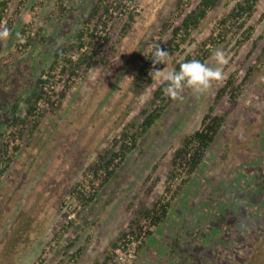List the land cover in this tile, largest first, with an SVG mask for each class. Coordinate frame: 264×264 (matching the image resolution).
<instances>
[{"label": "rangeland", "instance_id": "374dc122", "mask_svg": "<svg viewBox=\"0 0 264 264\" xmlns=\"http://www.w3.org/2000/svg\"><path fill=\"white\" fill-rule=\"evenodd\" d=\"M56 1L68 10L64 17L59 15ZM95 1L36 0L30 4L11 0L1 25L18 29L28 24V31L44 40L43 44L38 40L33 49L19 50L16 37H9L11 50L0 58V134L17 95L24 97L25 89L48 67L54 51L67 45ZM197 1L192 0L188 10ZM237 1L220 0L192 34L191 44L183 47L185 53L206 40ZM175 2L137 0L128 33L122 37L120 25H116L110 43L103 46L93 66L74 79L60 108L44 112L38 130L20 141L23 154L16 156L0 183V264L14 259L1 248L5 241L16 239L19 264L101 263L141 203L149 207L156 200L170 199L171 193L164 188L171 155L183 135L199 128L211 106L213 114L224 115L223 126L200 167L170 202L165 221L151 228L150 237L142 234L143 247L131 264H179V257L183 264H190L183 254L190 260L195 257L192 264H264V0L247 22L253 27L250 40L238 45L239 35H229L215 44L205 62L214 66L211 57L216 49L228 54L223 81L199 97L186 89L183 100L172 102L103 187H98L99 180L91 182L86 171L127 123L137 121L160 84L154 81L137 95L131 90L139 60L158 43L161 20ZM171 61L167 70H171ZM231 76L234 83L214 104L217 92ZM78 183L84 192L94 195L85 209L70 195ZM170 187L174 192L179 179ZM254 188L258 190L254 192ZM62 202L72 206L64 208L65 212L58 210ZM230 203L234 213L222 214ZM28 218L31 223L21 234ZM173 238L182 240L176 252L170 251ZM111 253L113 258L114 250Z\"/></svg>", "mask_w": 264, "mask_h": 264}, {"label": "trees", "instance_id": "16d2710c", "mask_svg": "<svg viewBox=\"0 0 264 264\" xmlns=\"http://www.w3.org/2000/svg\"><path fill=\"white\" fill-rule=\"evenodd\" d=\"M35 1L27 0L30 4ZM136 1L96 0L89 9L87 16L78 23L76 33L68 38L67 45L54 51L48 67L41 70L40 75L33 79L29 86L30 89H25L24 97L17 95L18 98L14 100L9 110L10 118L4 120L5 130L0 134L2 138V141H0V183L16 156L23 154L19 145L20 141L24 136L31 137L38 130L44 112H54L60 108L62 101L73 85L74 79L79 78L82 72H87L93 66L95 58L103 46L110 43V32L119 24L121 36L123 37L132 28ZM259 1H237L228 13L217 22L211 35L198 44L193 51L185 53L183 47L191 44L192 34L199 29L207 14L217 6L220 0H198L191 10H188V6L192 3V0H176L172 11L166 18L161 20L157 34L158 43L171 54V57H174L171 61V70H178L180 62L193 58L206 62L211 56L215 44L225 41L229 35H239L236 42L238 45L248 42L252 37L253 27L247 26V22L256 12ZM10 2L11 0H0V25L4 20V15L9 12ZM19 4L23 6L24 3L20 2ZM56 4L58 5L59 15L64 17L68 10L62 9L59 1H56ZM5 26L10 29L9 25ZM29 26L26 24L18 29H10L11 35L13 34L12 36L16 37V47L19 50L22 48L33 49L38 44V40L43 44L44 39H37L38 35H32L28 31ZM14 29L15 32L12 33ZM97 33L103 35L98 37ZM164 36H167V39L160 43ZM156 43L154 42L152 46ZM151 52L152 47L139 60L140 67L131 85L134 95L143 93L154 82L149 75L153 67ZM106 62V57H104L103 63L106 64ZM164 67L165 65H156L157 69L162 70ZM250 74V72L246 74L243 80L247 79ZM32 76H34V73ZM232 76L223 88L217 92L214 104L221 99L228 87L234 83L235 80L232 79ZM172 102L163 94V85L156 86L150 99L144 108L140 110L137 121L127 123L118 137L112 139L110 144L98 152L93 161L89 163L86 171L92 176L90 181L99 180L98 187H103L115 175L119 166L126 160L128 154L134 150L138 142L162 118ZM213 110V106L208 108L207 113L201 119L199 128L183 135L177 149L171 155L164 188L165 193H171L170 199L166 202H163L162 199L156 200L149 207L141 203L135 211L134 218L127 224L126 230L120 233L110 245L109 253L104 260L95 264H113L111 251L120 242L124 241L127 235L138 238L144 234L145 238L150 237L153 234L151 228L157 227L165 221L171 206L170 202L175 198L181 186L186 184L200 167L207 151L214 143L219 130L224 124V115L213 114ZM26 147L28 148L29 145L27 144ZM178 179L179 187H176L173 192L170 186ZM156 182L154 181L153 184ZM83 190V185L78 183L71 190L70 195L80 203L82 209H85L93 203L94 195ZM149 191L150 189L147 192ZM69 206L72 205L62 202L58 210L60 208L67 209ZM30 223V218H28L27 226L20 232L21 234L26 231ZM18 238H21V236L18 235ZM181 241V239L176 238L172 242L170 251L176 252V247H179ZM18 243V239L5 241V246L1 248V252H5L10 258H14L11 259L10 264H19L21 254L17 248V246H20ZM145 244L144 242L143 245L145 246ZM201 256L202 258L205 257L204 255ZM194 259L193 256L192 260ZM178 260L179 264L184 263L181 257Z\"/></svg>", "mask_w": 264, "mask_h": 264}, {"label": "clouds", "instance_id": "9594fccd", "mask_svg": "<svg viewBox=\"0 0 264 264\" xmlns=\"http://www.w3.org/2000/svg\"><path fill=\"white\" fill-rule=\"evenodd\" d=\"M11 30L0 25V40L10 37ZM228 54L222 49H216L211 57L214 66L193 58L179 63L178 70H167L171 61V54L161 47L159 43L152 46L151 61L152 70L149 75L152 81L163 85V94L172 101H182L185 90H190L196 97L206 94L214 84L225 79L224 66L229 63ZM165 65L157 69L156 65Z\"/></svg>", "mask_w": 264, "mask_h": 264}, {"label": "built area", "instance_id": "2783aa9c", "mask_svg": "<svg viewBox=\"0 0 264 264\" xmlns=\"http://www.w3.org/2000/svg\"><path fill=\"white\" fill-rule=\"evenodd\" d=\"M72 216L68 215L70 221ZM143 237L134 238L127 235L126 239L114 249L113 264H131L136 259V253L142 244Z\"/></svg>", "mask_w": 264, "mask_h": 264}, {"label": "flooded vegetation", "instance_id": "af4514ba", "mask_svg": "<svg viewBox=\"0 0 264 264\" xmlns=\"http://www.w3.org/2000/svg\"><path fill=\"white\" fill-rule=\"evenodd\" d=\"M257 190H258L257 188H254V189H253L254 192L257 191ZM247 195H248V194H247ZM243 205H244V204H243ZM251 205H253V204H251ZM219 206H220V205H219ZM224 207H225V206H224ZM220 209H221V210L223 209V205L221 206ZM224 209H225V210H224ZM224 209H223L224 211L222 210V214L225 213V211H227V212H228V211H231L230 214H233V213H234V212H233V209H234L233 203L227 204V205H226V208H224ZM207 222H208V220H207ZM202 228H205V224H204V223L202 224ZM215 230L217 231V229H215ZM216 231H215V232H216ZM172 240H174V238H173ZM205 241H207L206 238H205ZM205 241L202 242V243L205 244V243H206ZM207 243H209V242L207 241ZM183 256H184V260H185V262L190 261V262H191L190 264H192V263L195 262L194 260H190V259H189V257H190L189 255L184 254ZM178 259H179V258H178Z\"/></svg>", "mask_w": 264, "mask_h": 264}, {"label": "crops", "instance_id": "0c3cea01", "mask_svg": "<svg viewBox=\"0 0 264 264\" xmlns=\"http://www.w3.org/2000/svg\"><path fill=\"white\" fill-rule=\"evenodd\" d=\"M8 40H9V38L6 39V40H0V58L2 56L7 55L10 52V50H11V46H9V44H7ZM1 47L3 49H1Z\"/></svg>", "mask_w": 264, "mask_h": 264}]
</instances>
